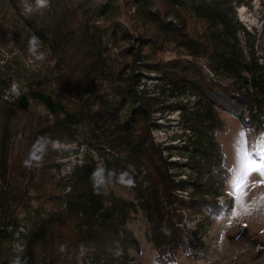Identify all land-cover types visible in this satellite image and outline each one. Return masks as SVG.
I'll use <instances>...</instances> for the list:
<instances>
[{
    "label": "trees",
    "instance_id": "trees-1",
    "mask_svg": "<svg viewBox=\"0 0 264 264\" xmlns=\"http://www.w3.org/2000/svg\"><path fill=\"white\" fill-rule=\"evenodd\" d=\"M4 1L38 37L36 54L46 58L33 55L34 71L17 60L0 64V264L16 257L33 264L37 246L56 242L71 251L75 264L89 256L102 264H129V251L137 245L125 223L135 206H104L101 188L93 186L97 161L91 152L97 153L103 176L139 200L157 264L174 262L189 248L178 227L181 214L195 216L202 207L221 214V185L210 163L194 162L195 153L203 152L198 146L192 154L187 147L179 153L187 164L168 162L169 155L162 156L167 148L151 137L161 128L152 118L166 108L159 95L186 94L209 114L225 111L246 129L264 133V66L255 35L237 17V9L251 0H121L131 11L128 25L107 27L99 21L115 0H47V7L29 14L23 0ZM29 2L35 9L34 0ZM24 81L26 91L7 96L13 83L19 87ZM147 81L156 82L157 97L146 89ZM47 84L69 93V100L44 92ZM31 100L46 116L34 133L29 167L15 173L20 169L10 164L11 123ZM70 101L75 109L68 108ZM61 145L76 152L84 147L85 153L83 163L59 179ZM183 167L193 173L185 181L184 171L178 172ZM123 172L134 177V187L121 183ZM185 192L186 199L179 196ZM74 222L77 232L69 230ZM14 245L22 247L21 255L12 252Z\"/></svg>",
    "mask_w": 264,
    "mask_h": 264
},
{
    "label": "rangeland",
    "instance_id": "rangeland-1",
    "mask_svg": "<svg viewBox=\"0 0 264 264\" xmlns=\"http://www.w3.org/2000/svg\"><path fill=\"white\" fill-rule=\"evenodd\" d=\"M130 13L131 11L122 6L121 0H115L112 11L104 19H100L99 23L103 27H107L111 22L128 25ZM237 17L246 31L255 35V51L260 58L259 63L264 66V0H251L247 7L238 8ZM32 37L13 15L6 2L0 0V64L4 61L17 60L20 61V65H27L34 71L35 68L31 64L34 58L29 51ZM122 45L123 43L119 44ZM39 50L41 44L38 42L36 53ZM112 52L118 53L117 49ZM172 56L173 54L169 53L167 58ZM203 70L207 75L209 74L204 67ZM23 83L19 87L13 83L11 91L7 93L16 95L20 88L26 91L25 81ZM155 83L147 81L146 89L151 96L157 97L159 90L155 89ZM105 87L107 88V85ZM43 91L69 100V93L61 92L53 84L45 85ZM159 98L166 108L153 115L152 119L161 128L159 131L152 130L151 137L155 144L167 148L162 156L169 155L167 161L170 163L187 164L185 156H180L179 153L187 147V153L192 154L193 147L198 146L203 152L195 153L194 162L210 163L213 167L212 171L218 173L216 175L221 185L220 196L217 198L219 207L222 208L221 214H213L211 207H202L200 214L195 216L181 214L182 220L178 227L185 231L183 237L189 248L187 252H179L174 262L170 264H264V178L253 174L239 191L231 186L232 174L236 167L234 145L238 134L244 130L249 145H255L259 135L252 129H246L239 119L225 111L216 109L209 114L201 104H196L195 97L191 95L178 94L172 97L166 92L164 95H159ZM76 106L74 102H68V108L75 109ZM45 116L46 110L38 102L31 100L27 112L18 113L13 119L10 164L20 169L15 173L21 170L26 172L29 167L32 139L38 122ZM60 148L64 158L59 161L61 165L57 175L59 179L68 176L75 165L82 164V156L85 153L84 147L77 152L73 146L61 145ZM252 151L255 153V148ZM91 155L94 161H97L96 170L103 168L97 153L91 152ZM252 159L264 163V160H260L256 155H253ZM169 171L174 172L171 169ZM182 171L185 176L180 179L183 181L189 175H193L186 167L178 172ZM103 179L105 182L101 191L105 207L115 203L135 206L134 211L131 209L128 211V219L125 223L137 245V250L129 251L128 263L157 264L155 260L157 253L152 247L149 224L136 195L111 183L104 176ZM23 182L24 180L20 178L19 183ZM179 196L186 199L187 194L185 192ZM198 223L202 226L196 231ZM69 226L70 231L77 232L78 225L75 222L70 223ZM21 248L19 245H14L12 252L19 256L23 251ZM70 253L68 248H61L57 242L45 248L37 246L33 264H75ZM77 263L102 264L101 260L95 261L90 256L85 263L81 261Z\"/></svg>",
    "mask_w": 264,
    "mask_h": 264
},
{
    "label": "snow or ice",
    "instance_id": "snow-or-ice-1",
    "mask_svg": "<svg viewBox=\"0 0 264 264\" xmlns=\"http://www.w3.org/2000/svg\"><path fill=\"white\" fill-rule=\"evenodd\" d=\"M246 136L247 133L242 130L234 145L236 167L232 174L231 186L236 191H239L253 174L264 178V163H258L257 160L252 159V156L256 155L260 160H264V133H260L255 145H249ZM253 148L255 153L252 151Z\"/></svg>",
    "mask_w": 264,
    "mask_h": 264
},
{
    "label": "clouds",
    "instance_id": "clouds-1",
    "mask_svg": "<svg viewBox=\"0 0 264 264\" xmlns=\"http://www.w3.org/2000/svg\"><path fill=\"white\" fill-rule=\"evenodd\" d=\"M35 2V9L33 8L32 4L29 2V0H23V11L25 14H29L34 10H39L40 8L47 7V0H34ZM37 45H38V37L33 36L30 41L29 51L33 55H35L36 60L43 61L46 57L43 52H40L38 55L36 54L37 51ZM105 172L104 168H98L95 170L92 174V178L94 181V189L97 191L100 190V188L104 184L103 179V173ZM126 178V179H125ZM121 183L127 186L128 188H132L135 186V180L134 177H132L128 172H123L121 174ZM11 264H26V261H22L20 257H16L11 261Z\"/></svg>",
    "mask_w": 264,
    "mask_h": 264
},
{
    "label": "built area",
    "instance_id": "built-area-1",
    "mask_svg": "<svg viewBox=\"0 0 264 264\" xmlns=\"http://www.w3.org/2000/svg\"><path fill=\"white\" fill-rule=\"evenodd\" d=\"M11 94V93H10ZM9 95V93H7V96ZM7 96H6V98H7ZM22 249V248H21Z\"/></svg>",
    "mask_w": 264,
    "mask_h": 264
}]
</instances>
